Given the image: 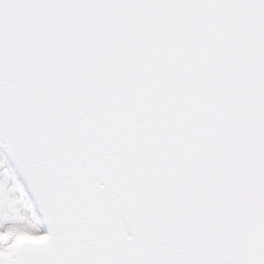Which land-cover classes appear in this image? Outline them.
<instances>
[{
  "label": "snow or ice",
  "instance_id": "1",
  "mask_svg": "<svg viewBox=\"0 0 264 264\" xmlns=\"http://www.w3.org/2000/svg\"><path fill=\"white\" fill-rule=\"evenodd\" d=\"M0 264H264V0H0Z\"/></svg>",
  "mask_w": 264,
  "mask_h": 264
}]
</instances>
